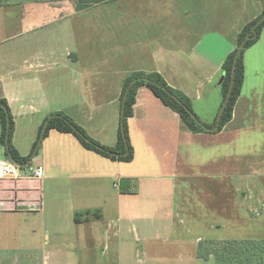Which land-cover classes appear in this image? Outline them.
Segmentation results:
<instances>
[{"label": "crops", "instance_id": "crops-1", "mask_svg": "<svg viewBox=\"0 0 264 264\" xmlns=\"http://www.w3.org/2000/svg\"><path fill=\"white\" fill-rule=\"evenodd\" d=\"M154 1L151 0V34L147 39L150 56L142 65L134 50L116 53L117 59L112 61L109 48L98 49V44L91 40L82 52L65 49L59 55L53 46L44 45L34 52L0 51V99L7 101L14 121L12 143L21 156H28L38 141L34 160L43 169L41 179L24 172L18 178H0V218L40 213L44 216L46 197L57 204L61 201L68 204L67 218L74 227L88 225L92 229L106 223L109 214L121 213L123 199L137 196L133 191L121 194L114 183L120 182V188L122 180H129L151 192V179H158L151 174V155L164 164L166 175L174 178L183 175L181 167L186 166L188 149L193 144L219 140L230 145L246 133L264 134V66L258 65V58L264 59V43L258 48L259 39L245 51L241 94L232 120L218 134L191 133L178 114L142 89L133 116L127 121L134 152L130 163L113 162L87 151L69 134L49 131L40 137L44 122L51 115L62 114L92 140L114 146L122 114L123 82L135 72L159 73L170 87L190 99L202 122L208 124L215 119L222 101L219 83L222 63L234 49L240 28L264 12V0H176L178 10L171 15L156 10L152 6ZM35 4L51 6V3ZM105 4L116 8L109 14V36L116 31L122 39L126 35L132 46H139L140 28L122 11L130 5L134 11L139 7L119 0ZM58 5L62 10L75 7L70 1ZM217 5L221 10H230L231 17L220 19V11H209L217 9ZM192 11L208 15L191 20L188 15ZM69 15L60 13L62 18ZM229 150L228 147L226 152ZM2 161L6 159L0 144ZM209 163L214 162L197 161L201 168ZM148 210L151 204L145 205L142 215ZM261 240L264 239L258 241ZM197 259L206 264L214 260L212 256L208 260Z\"/></svg>", "mask_w": 264, "mask_h": 264}, {"label": "rangeland", "instance_id": "rangeland-1", "mask_svg": "<svg viewBox=\"0 0 264 264\" xmlns=\"http://www.w3.org/2000/svg\"><path fill=\"white\" fill-rule=\"evenodd\" d=\"M0 1L8 2L0 4V51L34 52L44 45L53 46L59 55L65 49L82 52L91 40L98 49L109 48L112 61L116 53L134 50L140 65L148 62L151 0H119L139 7L122 10L140 28L139 46L116 31L109 36V14L116 11L110 4L62 10L58 3L69 0ZM166 1L155 0L152 6L176 14V0ZM216 8L209 11H220V19L231 17L230 10ZM60 13L70 15L62 18ZM207 15L192 11L188 17L197 20ZM259 39L258 48L264 43V30ZM258 59L263 67L264 59ZM231 143L215 140L189 146L183 175L174 178L151 155V174L158 176L151 179V192L133 184L137 196L123 199L121 213L109 214L106 223L92 229L74 227L67 218L68 204L46 197L44 216L0 218V264H206L196 256L199 242L264 239V134L246 133ZM211 160L214 163L202 168L197 165ZM119 183H114L118 191ZM147 204L151 210L142 215Z\"/></svg>", "mask_w": 264, "mask_h": 264}, {"label": "trees", "instance_id": "trees-1", "mask_svg": "<svg viewBox=\"0 0 264 264\" xmlns=\"http://www.w3.org/2000/svg\"><path fill=\"white\" fill-rule=\"evenodd\" d=\"M74 1L77 10L91 5L115 2L117 0H69ZM264 30V12L257 18L243 25L236 37L234 49L225 57L220 84L221 105L218 114L211 123L202 122L195 114L190 99L179 90L170 87L157 72H135L127 76L123 82L121 105L122 117L117 131L114 146L99 144L87 136L70 118L62 114L51 115L43 124L40 137L49 131L72 135L85 150L93 152L113 162L130 163L134 158L133 148L127 133V121L133 116L139 91L148 90L163 106L178 114L187 129L193 134H218L232 120L235 105L240 97L245 77L244 54L260 38ZM14 121L4 99H0V144L5 159L25 166L36 156L38 141L28 156H21L12 143ZM129 180H122L121 194H133ZM198 257L208 260L213 257L215 264H264V240H231L226 242H199Z\"/></svg>", "mask_w": 264, "mask_h": 264}, {"label": "built area", "instance_id": "built-area-1", "mask_svg": "<svg viewBox=\"0 0 264 264\" xmlns=\"http://www.w3.org/2000/svg\"><path fill=\"white\" fill-rule=\"evenodd\" d=\"M21 172L35 179H41L43 176V169L41 166L35 164L34 158L25 166H19L8 160L0 162V178H18Z\"/></svg>", "mask_w": 264, "mask_h": 264}, {"label": "water", "instance_id": "water-1", "mask_svg": "<svg viewBox=\"0 0 264 264\" xmlns=\"http://www.w3.org/2000/svg\"><path fill=\"white\" fill-rule=\"evenodd\" d=\"M222 80H223V77L220 78V82H219L220 84H221ZM121 117H122V114H121Z\"/></svg>", "mask_w": 264, "mask_h": 264}]
</instances>
